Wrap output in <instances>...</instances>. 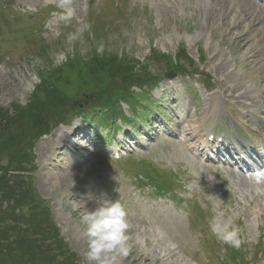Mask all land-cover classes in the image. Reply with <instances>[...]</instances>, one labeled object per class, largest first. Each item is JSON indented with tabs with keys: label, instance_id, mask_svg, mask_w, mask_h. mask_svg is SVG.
I'll return each mask as SVG.
<instances>
[{
	"label": "rangeland",
	"instance_id": "374dc122",
	"mask_svg": "<svg viewBox=\"0 0 264 264\" xmlns=\"http://www.w3.org/2000/svg\"><path fill=\"white\" fill-rule=\"evenodd\" d=\"M212 6L213 0H0V118L8 120L13 141L11 131L15 135L20 127L36 124L38 131L28 147L24 139L6 145L32 148L24 169L73 264H89L81 217L104 199H118L130 225L128 255L116 264H216L225 252L216 239L205 242L213 217L232 220L247 260L255 259L259 247L264 250V243L253 249L264 236V191L254 196L243 178L189 161L173 138L152 137L150 148L136 147L120 162L80 149L91 131L98 143L112 142L100 123L111 115L120 116L113 125L124 122L121 115L134 116L136 126L120 128L142 133L140 123H151L155 110L167 118L184 111L189 117L181 129L198 125L194 137L219 126L222 133L264 137V69H257L264 65V21L256 25L232 8ZM216 105L237 119L230 130L208 117ZM170 122L176 128V118ZM9 152L0 159L17 157ZM145 162L168 176L177 172L184 196L209 206L206 230L188 224L189 211H176L132 184V165ZM222 189L232 204L221 205ZM39 212L36 206L22 208L36 223L44 220ZM259 257L257 264H264V253Z\"/></svg>",
	"mask_w": 264,
	"mask_h": 264
},
{
	"label": "trees",
	"instance_id": "16d2710c",
	"mask_svg": "<svg viewBox=\"0 0 264 264\" xmlns=\"http://www.w3.org/2000/svg\"><path fill=\"white\" fill-rule=\"evenodd\" d=\"M4 124H8L5 116L0 118V156L1 152L10 150L8 154L17 157L0 159V264H73L69 254L64 253L62 239L48 220L49 214L39 206L42 203L38 200V204L31 177L24 169L32 157V148H7L6 145L10 141L18 144L24 139L28 147L29 141L38 135L36 124H29L26 131L25 126L20 127L15 135L11 131L15 141L9 139L10 131ZM23 206H36L44 220L36 223L34 216L22 214Z\"/></svg>",
	"mask_w": 264,
	"mask_h": 264
},
{
	"label": "clouds",
	"instance_id": "9594fccd",
	"mask_svg": "<svg viewBox=\"0 0 264 264\" xmlns=\"http://www.w3.org/2000/svg\"><path fill=\"white\" fill-rule=\"evenodd\" d=\"M245 176L258 191L264 189V168L257 167ZM81 222L87 248L85 259L89 264H116L118 257L128 255L130 225L127 211L118 199L102 200L95 210L81 217ZM209 226L211 234L222 244L234 248L241 246L239 229L232 220L213 217Z\"/></svg>",
	"mask_w": 264,
	"mask_h": 264
},
{
	"label": "bare ground",
	"instance_id": "6f19581e",
	"mask_svg": "<svg viewBox=\"0 0 264 264\" xmlns=\"http://www.w3.org/2000/svg\"><path fill=\"white\" fill-rule=\"evenodd\" d=\"M217 7H220V9L223 11L224 10V12H225V10H230V8H232V11L235 13V14H244V16H249V17H251V19H252V21H253V24L255 23L256 25H258V23H259V25H261L262 24V22L264 21V8H261V6L258 4V3H256L255 1H253V0H213V6H212V9L214 10H216L217 9ZM220 11V10H219ZM218 11V12H219ZM227 12H229V11H227ZM223 15V14H222ZM221 17V16H220ZM248 17V18H249ZM250 19V18H249ZM232 20H234V18L232 19ZM242 20V19H241ZM230 22V21H229ZM252 23V22H251ZM250 23V24H251ZM233 24V23H232ZM253 24H251V25H253ZM263 24H264V22H263ZM231 26V25H230ZM249 26V25H248ZM258 27H261V26H258ZM257 27V28H258ZM252 29V28H251ZM236 30V29H235ZM239 32V31H238ZM247 32V31H246ZM261 32V31H260ZM263 32V31H262ZM262 34V33H261ZM260 34V35H261ZM263 35V34H262ZM241 36H242V34H241ZM233 38V37H232ZM264 38V37H263ZM241 39V37L238 35V37L236 38V40H238V42H239V44L241 45V43H242V41L240 40ZM256 40V39H255ZM234 41V40H233ZM231 44V43H230ZM252 45V44H251ZM253 46V45H252ZM234 48V47H233ZM240 49V48H239ZM249 49V48H248ZM235 51V50H234ZM238 51V50H237ZM252 51V50H251ZM253 52V51H252ZM256 52V51H255ZM254 52V53H255ZM258 52V51H257ZM234 54V53H233ZM246 54V53H245ZM244 54V55H245ZM250 54V53H249ZM257 54V53H256ZM241 55V54H240ZM242 56H243V54H242ZM235 58H236V56H235ZM246 59H248V58H246ZM232 60V59H231ZM230 61V60H229ZM226 62H228V61H226ZM249 62V61H248ZM244 65V64H243ZM241 68V67H240ZM225 69H228V68H225ZM249 69V68H248ZM253 69H255V68H253ZM257 69H264V65H262V66H260L259 68H257ZM244 73V74H243ZM251 74V73H250ZM238 75V74H237ZM242 75H244L246 78H248V75L247 74H245V72H242ZM236 76V74L234 73V77ZM252 77V76H251ZM250 77V78H251ZM236 78V77H235ZM245 78V79H246ZM259 79V78H258ZM248 80V79H247ZM263 80V77H261V80L260 81H262ZM249 82V81H248ZM248 82H246V83H248ZM250 82H254V81H250ZM242 84V86H244V84L243 83H241ZM239 85H240V83H239ZM231 89H228V91H230ZM241 96H242V98H245V99H248L247 97H246V95H245V93L244 92H242V94H241ZM232 97H233V94H227L226 95V98H230V99H232ZM238 98L240 99L241 97L240 96H238ZM238 99V100H239ZM210 103V102H209ZM241 103V102H240ZM251 105V104H250ZM180 106V105H179ZM215 107H217V109L219 108L220 109V107L218 106V105H216ZM254 108V107H253ZM211 111V110H210ZM209 115H211V113H208ZM247 114H251L250 112H247ZM243 116H245V115H243ZM249 117H250V115H249ZM207 119V118H206ZM206 119H204V120H206ZM264 121V120H263ZM64 138L62 137V138H60V140H59V142L60 141H62ZM63 143V142H62ZM50 147H52V146H50ZM83 147V146H82ZM51 151V150H50ZM57 151V150H56ZM49 154H50V152H49Z\"/></svg>",
	"mask_w": 264,
	"mask_h": 264
}]
</instances>
